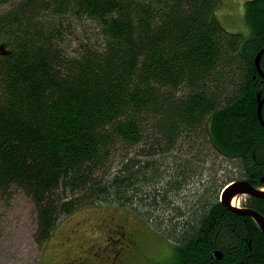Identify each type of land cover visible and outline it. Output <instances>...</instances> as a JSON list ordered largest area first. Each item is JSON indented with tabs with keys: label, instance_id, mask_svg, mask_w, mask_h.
<instances>
[{
	"label": "trees",
	"instance_id": "trees-1",
	"mask_svg": "<svg viewBox=\"0 0 264 264\" xmlns=\"http://www.w3.org/2000/svg\"><path fill=\"white\" fill-rule=\"evenodd\" d=\"M220 3L0 0V195L33 200L38 244L103 207L150 226L158 264H264L257 222L220 200L231 181L264 187V0L245 1L248 34ZM244 205L264 216L263 197ZM110 218L107 238L141 237ZM108 241L113 260L92 251L112 263Z\"/></svg>",
	"mask_w": 264,
	"mask_h": 264
},
{
	"label": "rangeland",
	"instance_id": "rangeland-1",
	"mask_svg": "<svg viewBox=\"0 0 264 264\" xmlns=\"http://www.w3.org/2000/svg\"><path fill=\"white\" fill-rule=\"evenodd\" d=\"M245 1L221 0L218 5L216 16L228 31L248 34L249 27L244 17ZM3 8L5 9L6 6ZM80 34L81 37L84 35ZM3 51H6L5 45L0 46V54H3ZM223 160L220 156H212L209 162L211 176L220 177V173H216L215 166H220ZM223 164L226 163L223 162ZM225 166L229 168L227 164ZM116 212L103 207L80 209L64 219L58 225L55 234L41 245L35 240L38 223L33 200L20 189H15L10 198L0 195V264H88V261L93 264H158L162 255L157 251L156 239L152 240L147 235L150 226L143 224L142 221L140 226L134 217L136 214L130 210L127 213ZM112 215L125 218L124 221L129 222L128 228L140 230L141 237L136 239L137 233L135 238L132 236V240L136 242L130 243L128 240L119 238L118 231H109L112 232L109 234L113 238H107V232H102L104 230L101 227L118 228V225H115L117 220H110ZM151 224L154 228L157 227L155 223ZM140 227H144L145 230ZM152 236L159 238L154 233ZM114 238L118 239L115 242L117 246L115 248L121 249L117 253L116 260L111 263L113 259L108 258L107 250L110 247L106 241L109 239L107 243L112 244ZM139 242L141 246L135 247ZM93 243L96 247H101L100 250L98 248L94 252H100L101 255L106 256L110 260L108 263L101 255L92 251L96 248L93 247ZM126 243L133 244V246H126ZM104 247L105 254L102 253ZM125 249H128L131 254L130 262L126 257L124 260L121 259ZM137 249L140 252H136ZM113 251L115 253V249Z\"/></svg>",
	"mask_w": 264,
	"mask_h": 264
},
{
	"label": "water",
	"instance_id": "water-1",
	"mask_svg": "<svg viewBox=\"0 0 264 264\" xmlns=\"http://www.w3.org/2000/svg\"><path fill=\"white\" fill-rule=\"evenodd\" d=\"M259 57L260 55L257 58L258 62H259ZM263 104H264V98L260 101L258 108L259 118L261 122L264 124V118L262 114ZM240 195L256 196V197L264 198V189L254 187V185L251 182H248L246 180H239L227 184L221 192V201L227 208L239 214L251 216L257 222V224L264 233V216L260 212L251 208L235 207L232 205L231 202L233 197Z\"/></svg>",
	"mask_w": 264,
	"mask_h": 264
},
{
	"label": "bare ground",
	"instance_id": "bare-ground-1",
	"mask_svg": "<svg viewBox=\"0 0 264 264\" xmlns=\"http://www.w3.org/2000/svg\"><path fill=\"white\" fill-rule=\"evenodd\" d=\"M12 2V1H11ZM9 3V2H8ZM12 4V3H11ZM5 7V6H4ZM4 10V9H3ZM2 10V11H3ZM2 20V19H1ZM4 28V27H3ZM7 29V28H6ZM1 32V31H0ZM3 53H5V51H3ZM2 54V53H1ZM0 59H1V57H0ZM260 71H261V69H260ZM263 124V123H262ZM264 125V124H263ZM189 155V154H188ZM178 156V155H177ZM221 157V156H220ZM178 159V158H177ZM183 159V158H182ZM222 159H224L223 157H222ZM225 160V159H224ZM157 162V161H156ZM160 163V162H159ZM188 165V164H187ZM197 165V164H196ZM221 165H224L223 164V162L221 163ZM226 165V164H225ZM173 166V165H172ZM208 166H209V163H208ZM226 167V166H225ZM193 168V167H192ZM171 170V169H170ZM182 171V170H181ZM220 171H221V169H220ZM209 172H210V169H209ZM197 173V172H196ZM201 174V173H200ZM188 175V174H187ZM191 175V174H190ZM220 200H221V197H220ZM232 205L233 206H239V203H240V199H239V197L238 196H235V197H233V199H232ZM241 215H244V214H241ZM220 257H222V254H221V256Z\"/></svg>",
	"mask_w": 264,
	"mask_h": 264
}]
</instances>
